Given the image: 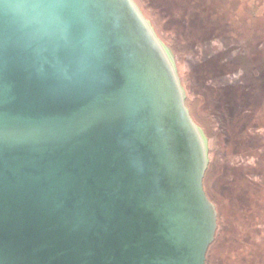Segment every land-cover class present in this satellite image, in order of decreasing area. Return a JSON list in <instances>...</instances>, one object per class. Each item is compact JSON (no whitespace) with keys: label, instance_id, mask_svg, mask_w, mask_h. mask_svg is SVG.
<instances>
[{"label":"water","instance_id":"water-1","mask_svg":"<svg viewBox=\"0 0 264 264\" xmlns=\"http://www.w3.org/2000/svg\"><path fill=\"white\" fill-rule=\"evenodd\" d=\"M185 99L135 0H0V264H206Z\"/></svg>","mask_w":264,"mask_h":264},{"label":"rangeland","instance_id":"rangeland-1","mask_svg":"<svg viewBox=\"0 0 264 264\" xmlns=\"http://www.w3.org/2000/svg\"><path fill=\"white\" fill-rule=\"evenodd\" d=\"M135 2L207 139L203 183L217 212L207 264H264V0ZM202 67L212 77L199 84Z\"/></svg>","mask_w":264,"mask_h":264},{"label":"trees","instance_id":"trees-1","mask_svg":"<svg viewBox=\"0 0 264 264\" xmlns=\"http://www.w3.org/2000/svg\"><path fill=\"white\" fill-rule=\"evenodd\" d=\"M174 11H171V14L173 13ZM173 15V14H172ZM174 17V16H173ZM208 68H201L199 69L197 75H196V81L197 83L199 84H204L208 79H210L212 76L210 74V72L207 71ZM184 89H185V92H186V95H187V98H186V105L189 109V112L193 118V120L197 123V118L195 116V113L194 111L192 110L191 108V105L190 103L188 102V96L189 94H191V88L188 86V85H184ZM218 92H216L217 94ZM205 189V188H204ZM206 192V191H205ZM208 196V195H207ZM209 198V197H208ZM206 264H207V259H206Z\"/></svg>","mask_w":264,"mask_h":264}]
</instances>
